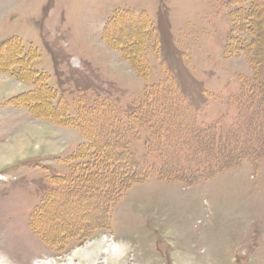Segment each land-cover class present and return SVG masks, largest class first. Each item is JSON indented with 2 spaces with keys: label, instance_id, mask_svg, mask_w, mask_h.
I'll return each mask as SVG.
<instances>
[{
  "label": "rangeland",
  "instance_id": "1",
  "mask_svg": "<svg viewBox=\"0 0 264 264\" xmlns=\"http://www.w3.org/2000/svg\"><path fill=\"white\" fill-rule=\"evenodd\" d=\"M255 1L0 0V47L21 44L32 70L46 75L56 91L52 104L70 105L71 117L78 102L89 107L108 99L125 118L167 82L163 101L173 103L166 112L174 121L171 131L193 125L199 130L218 120L231 129L241 118L254 123L247 137L241 135V143L249 142L257 134L264 138V103L241 100L244 83L250 87L254 75L245 53L227 44L231 37L252 40L247 31H235L236 11L260 5L264 24V0ZM118 11L151 23L143 75L119 45L106 40ZM120 37L129 40L126 30ZM39 86L0 72V264H264V157H248L192 186L150 175L118 200L109 199L108 225L91 232L54 236L57 227L100 222V205L81 208L78 202L53 203L41 224L43 235L32 229L51 178L70 173L59 157L87 142L79 128L36 118L13 102ZM249 128L243 127L244 135ZM150 134L140 132L138 153L158 163L144 152ZM185 148L184 158L190 155ZM212 159L214 171L219 165Z\"/></svg>",
  "mask_w": 264,
  "mask_h": 264
},
{
  "label": "trees",
  "instance_id": "2",
  "mask_svg": "<svg viewBox=\"0 0 264 264\" xmlns=\"http://www.w3.org/2000/svg\"><path fill=\"white\" fill-rule=\"evenodd\" d=\"M253 2L256 4L255 0ZM252 9L248 12L238 10L233 15L235 31H247L252 35L251 42L246 43L231 37L227 49L232 46L235 49L239 47L238 50L245 53L253 71V84L249 87L247 82L244 83L241 100L244 102L251 98L264 103V24L261 15L263 8L258 5ZM119 28V34L115 35ZM150 29L151 23L144 15L135 16L130 12L118 11L105 30L106 40L113 47L119 45L122 52L127 53V57L136 63L134 66L140 75L146 73L142 58L145 51L144 40H147V37H144ZM125 30L128 41H123L120 37ZM14 45L8 43L0 47V72L10 74L19 82H33L40 86L28 94L15 97L13 102L27 108L36 118L46 117L57 125L79 128L87 138V142L82 143L74 155L65 159L70 173L54 176L50 180L51 187L36 211L32 223V229L41 235V224L48 217V209L53 203L60 202L62 206H69L72 202H78L81 208H87L92 203L97 208L99 205L102 207L97 211L100 215L98 224L94 221L86 226L72 224L57 227L54 236L63 240L85 229L91 232L99 225H108L109 217L104 215V210L110 202L108 200H118L132 184L145 180L150 175L156 174L163 180H179L187 186H192L213 177L216 172L237 166L248 157L255 160L264 157V138L261 134H257L258 139L252 137L249 142L241 143V135L247 137L254 127V123L246 124L241 118L231 129L225 126L224 121L218 120L216 124L200 127L199 130L193 125L189 129L184 127L179 128L178 132L171 131L174 121L166 112L172 111L169 109L173 103L163 101L164 96L167 97L164 88L167 82L147 93L139 109L125 118H120V109L108 99L89 107L78 102L76 115L71 117L69 105L62 102L59 106L52 104L56 91L46 84L48 77L33 71L30 55L25 54L21 44ZM15 67L18 70H14ZM243 127H250L245 135ZM144 130L151 133L144 145V152H147L148 156L156 157L158 163L142 160L139 155L138 145L142 144L140 132ZM176 136L179 137L177 140H170ZM185 147L190 149V155L184 158L181 153ZM212 153H216L218 157L212 156ZM196 155H206V159H199ZM210 159L218 162L219 167L214 171L209 164Z\"/></svg>",
  "mask_w": 264,
  "mask_h": 264
},
{
  "label": "crops",
  "instance_id": "3",
  "mask_svg": "<svg viewBox=\"0 0 264 264\" xmlns=\"http://www.w3.org/2000/svg\"><path fill=\"white\" fill-rule=\"evenodd\" d=\"M56 125V124H55ZM58 126V125H57ZM74 155V154H73ZM72 156V155H71ZM71 156H69V157H71ZM68 158V157H67ZM66 158V159H67ZM57 159V158H56ZM59 160H61V162H63L65 159H62L61 157H59Z\"/></svg>",
  "mask_w": 264,
  "mask_h": 264
},
{
  "label": "bare ground",
  "instance_id": "4",
  "mask_svg": "<svg viewBox=\"0 0 264 264\" xmlns=\"http://www.w3.org/2000/svg\"><path fill=\"white\" fill-rule=\"evenodd\" d=\"M113 248H115V247H113ZM117 248V247H116ZM108 249V248H107ZM108 251V250H107ZM107 251H105V252H107ZM46 264H51L50 262H48V263H46Z\"/></svg>",
  "mask_w": 264,
  "mask_h": 264
}]
</instances>
